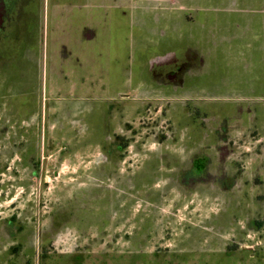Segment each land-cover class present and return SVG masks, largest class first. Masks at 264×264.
I'll list each match as a JSON object with an SVG mask.
<instances>
[{
  "label": "rangeland",
  "instance_id": "1",
  "mask_svg": "<svg viewBox=\"0 0 264 264\" xmlns=\"http://www.w3.org/2000/svg\"><path fill=\"white\" fill-rule=\"evenodd\" d=\"M174 5L182 29L212 17L230 50L239 34L253 40L247 68L217 51L185 90L142 84L132 59L162 49L143 51L136 22L114 58L101 35L92 69L86 47L73 60L53 41L55 19L73 21L80 2L37 1L31 43L0 61L2 264H264V0ZM195 155L209 168L182 174Z\"/></svg>",
  "mask_w": 264,
  "mask_h": 264
},
{
  "label": "flooded vegetation",
  "instance_id": "2",
  "mask_svg": "<svg viewBox=\"0 0 264 264\" xmlns=\"http://www.w3.org/2000/svg\"><path fill=\"white\" fill-rule=\"evenodd\" d=\"M37 1L39 0H0L1 62L7 58V52L11 53L16 47L31 43L32 37H27L25 34L26 22L31 18L32 12H35ZM77 1L80 2V6H70L72 10H79V15L77 14L73 21L68 22L70 19L65 16V12L59 14L60 22L57 18L55 19L56 24L53 25L52 30L55 35L53 41L56 46L62 48L66 46L72 47V51L68 56L73 60L79 57L76 48L86 47L87 57L91 59L88 66L95 69L96 64L97 67L99 66L101 57L100 52L93 47L100 43L101 35H108L109 40L104 38V41H109L108 46L112 47L109 51L110 53L114 52V58L116 57V46L122 45L123 36L130 38V25L138 22L137 24H132V26L141 31L138 41L141 44L140 46H145L143 51L148 48H155L156 50H163L164 46L166 48L165 51L162 52L161 50L160 53L153 55H145L146 53L142 52V55L138 54L135 60L132 59L136 63L135 76L142 84L147 79L149 80L147 82L156 87L164 88L165 86L173 90H185L187 80L193 75L200 74L203 70L206 73L208 72L209 66H211L209 60L216 55L217 51L221 52L222 56L228 60L230 59L228 56L230 53L235 54L236 62L244 68H247L246 63L251 58L250 53L254 51L251 43L253 40L244 39V34L238 35L237 50H230L229 46L232 45V38L229 36L224 37L225 30L220 25V19L216 20L214 18V21L212 17L205 18L200 24L190 23L187 28L182 29V17L178 14L171 15L175 11L173 9L176 8L174 5L176 0H171V2H167L168 4H165V0H104L108 1L107 8L109 11L108 16L110 17L108 23L109 32L107 34L101 33V30L96 29V24L99 25L100 22L102 10L105 9V6H102L103 0ZM217 1L219 3V0ZM134 3L136 4L134 5ZM145 12L153 15L150 19L151 26L153 30L157 29L158 31L154 30L149 34V31L143 30L144 33H142L143 25L141 20L146 14ZM165 12L170 14H164ZM185 17H189V15H185ZM183 20L185 21V19ZM171 24L175 26L173 30ZM166 26H170V30H172L168 31L169 34L163 30ZM126 42L130 41L127 40ZM262 47H259L261 50L259 54L263 53L262 55H264ZM259 61H261L260 65L264 68V58H260ZM142 88H146L144 91L148 90L145 86ZM138 110L142 111V109ZM239 111L242 112L239 119L244 121V113L248 114V112H243L241 109ZM14 120L18 121L17 119ZM244 125H241V127L244 128ZM246 128L249 127L247 126ZM223 133L222 141L226 142L228 140L227 128H223ZM245 135L247 134L245 133ZM3 139L0 136V144L2 143L0 145V191L3 190L5 171ZM221 149L225 148L221 147ZM198 161H202V166L198 165ZM209 164L207 156L195 155L190 160V166L182 174H187V171L188 174H194L198 171L205 172L209 168ZM196 180V178H190L189 180H182V182L185 185H192L195 184ZM0 202H2L1 195ZM3 224V218L0 216V264L3 261Z\"/></svg>",
  "mask_w": 264,
  "mask_h": 264
}]
</instances>
